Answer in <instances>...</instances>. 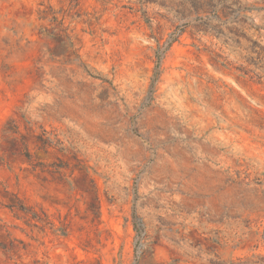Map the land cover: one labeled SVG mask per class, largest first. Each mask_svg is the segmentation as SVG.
<instances>
[{
	"label": "rangeland",
	"instance_id": "1",
	"mask_svg": "<svg viewBox=\"0 0 264 264\" xmlns=\"http://www.w3.org/2000/svg\"><path fill=\"white\" fill-rule=\"evenodd\" d=\"M0 225V264H264V0H0Z\"/></svg>",
	"mask_w": 264,
	"mask_h": 264
},
{
	"label": "trees",
	"instance_id": "2",
	"mask_svg": "<svg viewBox=\"0 0 264 264\" xmlns=\"http://www.w3.org/2000/svg\"><path fill=\"white\" fill-rule=\"evenodd\" d=\"M53 21L54 22H57L58 21V19L56 18V17H54L53 18ZM60 26H64V22L63 21H61V22H59L58 23ZM64 31V30H63ZM67 31V29H65V32ZM67 37V39L69 40V45L70 46H73V43L71 42V39H70V37L67 35L66 36ZM17 207V206H16ZM18 209H20V210H22V211H28V210H26V208L24 207V206H18ZM1 226V225H0Z\"/></svg>",
	"mask_w": 264,
	"mask_h": 264
}]
</instances>
